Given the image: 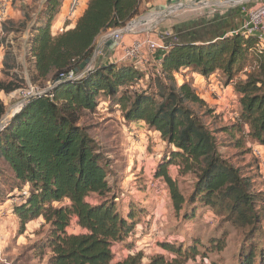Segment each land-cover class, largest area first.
Returning a JSON list of instances; mask_svg holds the SVG:
<instances>
[{
	"label": "trees",
	"instance_id": "obj_1",
	"mask_svg": "<svg viewBox=\"0 0 264 264\" xmlns=\"http://www.w3.org/2000/svg\"><path fill=\"white\" fill-rule=\"evenodd\" d=\"M146 1L88 0L74 27L56 35L50 23L65 0H44L34 17L21 8L19 25L10 19L0 25L5 77L0 80V120L6 111L1 95L20 90L24 83L10 73L16 57L9 35L26 32L32 82L50 86L28 96L0 128V161L15 183L11 192L27 188L21 202L13 206L19 234L28 223L43 220L48 229L35 248L39 258L50 254L48 264H142L141 252L113 262V246L134 237L139 226L132 206L124 214L117 197H108L105 151L95 127L84 121L110 105L127 122L143 123L171 147L156 166L154 178L167 186L176 213L185 204L199 203L234 228L252 233L259 225L262 193L253 189L252 177L221 153L217 135L228 129H215L211 122L218 116L215 109L199 97L192 82L178 85L174 77L186 70L202 78L223 76L226 87L233 83L237 121L248 129L253 143L264 148V50L258 48V38L237 33L208 43H167L157 50L158 65L149 75L132 62H95L81 68L91 60L97 38L123 29L139 16ZM246 68L245 79H236ZM70 72L73 78H60ZM170 166L177 167L179 176L194 178L187 201L168 173ZM90 196H97L98 202L90 203ZM73 222L80 234L67 232ZM224 239L223 234L216 241L218 251L225 248ZM249 242L239 249L237 264H264V252ZM195 245L167 240L162 249L174 258L154 256L146 264H186L196 257Z\"/></svg>",
	"mask_w": 264,
	"mask_h": 264
},
{
	"label": "rangeland",
	"instance_id": "obj_2",
	"mask_svg": "<svg viewBox=\"0 0 264 264\" xmlns=\"http://www.w3.org/2000/svg\"><path fill=\"white\" fill-rule=\"evenodd\" d=\"M43 1L13 0L4 21L10 19L19 25L23 20L19 10L22 8L34 17ZM68 1L64 3L67 4ZM64 12L65 9L62 10V16ZM204 18H206L204 14L177 12L176 9L165 5L164 0H147L142 5L139 16L123 27L127 30L110 46L105 45L109 42L108 37L113 31H107L97 38L90 63L107 60L127 64L132 62L145 75H149L158 65V62L154 60L157 55V45L164 47L165 44L172 43L176 35L180 37L177 42H188L191 39L198 43L204 41L192 37L202 32L201 22ZM145 20L147 23L143 24ZM205 31L208 30L203 32ZM25 35L26 32H21L8 37L16 57L10 73L17 75L24 83L20 90L9 95H1V100L6 107L4 117L16 111L29 92L39 93L50 88L48 83L41 86L39 83L32 82L34 77L30 72L32 60L27 52ZM133 48L138 49L136 57L127 56ZM2 61L3 50H0V80L5 79L2 74ZM247 70L249 69L241 71L236 79H245L244 72ZM174 77L178 85L186 80L192 82L201 99L206 92L207 97L214 101L221 99L218 104L226 101V105H230L225 109L228 114L223 110L219 112V115L217 114L215 120H211L215 129H228L227 133L217 135L221 153L244 175L252 177L253 189L262 193L264 197V186L257 169L258 162L251 151L254 143L248 137V129L240 126L239 121L234 118V114L238 115L239 112L236 104L232 105L233 83L228 85L231 87L226 92L227 97L223 96V92L218 91L216 96L208 91L207 85L209 80L216 78L225 89L226 83L223 76L218 78L216 75H211L203 80L202 77L193 76L189 71L181 70ZM147 83L144 79L143 88L147 86ZM212 105L211 108L218 107L217 104ZM222 112L225 113V119ZM84 121L95 127L97 141L100 148L105 151L109 164L107 180L111 187L108 197L112 195L117 197L115 202L124 214L128 213L132 206L135 210L134 221L137 226L143 227L137 238L130 237L124 243L113 246L114 263L121 262L137 252L142 254V264H146L150 258L159 255L172 259L174 257L164 251L161 246L167 240L176 245L196 244L195 259L189 258L186 264H237L239 249L243 245L245 247L250 244V240L257 249L264 252V206L259 210V225L252 233L249 229H237L230 223L222 222L209 208L199 203H195L194 206L185 204L183 209L176 213L172 208L167 186L161 179L154 178L156 166L162 157L171 151V147L160 139L159 134L143 123L127 122L114 105L100 108L95 114L84 118ZM168 173L170 177L177 180L178 187L187 201L192 192L194 178L191 175L179 176L176 166H170ZM14 184L8 169L0 161V264H48L50 254L39 258L35 248L45 237L48 229L43 220L39 218L28 223L24 232L19 234L18 219L13 214V206L21 202V197L27 192V188L22 191L15 189L11 192ZM98 200L97 196L89 198L92 204L97 203ZM67 232L80 234L82 231L73 222ZM223 234L225 248L218 251L216 241L221 239ZM142 236L148 241L142 242Z\"/></svg>",
	"mask_w": 264,
	"mask_h": 264
},
{
	"label": "crops",
	"instance_id": "obj_3",
	"mask_svg": "<svg viewBox=\"0 0 264 264\" xmlns=\"http://www.w3.org/2000/svg\"><path fill=\"white\" fill-rule=\"evenodd\" d=\"M164 2L165 5L170 6L171 8L176 9L177 12H181L183 14L190 13V14L205 15L206 18H204L203 21L201 22L202 32H199L200 34L199 37H195L196 39H200V40L201 39L207 40L206 39L207 36L208 39L219 38L221 36H226L229 33L238 30L242 26L248 10L256 6H259L261 4H264V0H164ZM62 10L63 7L61 8L59 14L50 23V31L52 35H56L57 33H61L63 31L72 29L75 25L74 23L67 25L64 16H62L61 14ZM204 30H208V31L203 32ZM201 33L203 35H201ZM25 36L27 38V34ZM255 37L259 39L258 48L264 50V35H256ZM179 38L180 37L177 35L174 36L172 43L181 44V43L193 42L191 39L192 37L190 38L191 40L188 39L189 40L188 42H177ZM26 47H28V45H26ZM107 61H112V60H107ZM193 76L197 78L201 77L198 74H193ZM230 87L231 86H228L226 90H224L223 96L227 97L226 92L228 89H230ZM207 96L208 95L205 92L203 96V100L209 105V107L213 106L212 104H217L218 107H212V108H215V112L218 115L219 112L223 110L225 111L226 108L230 107V105L229 106L228 104L226 105L225 103L226 101L223 104H218L219 103L218 101H220L221 99L214 101L211 98H208ZM226 114L228 113L226 112ZM223 119H225V113L223 114ZM140 229L141 227L139 226L138 230ZM139 234H141V232L139 231L135 232L134 237L137 238ZM142 237H143L142 242H145L147 238L144 236Z\"/></svg>",
	"mask_w": 264,
	"mask_h": 264
},
{
	"label": "built area",
	"instance_id": "obj_4",
	"mask_svg": "<svg viewBox=\"0 0 264 264\" xmlns=\"http://www.w3.org/2000/svg\"><path fill=\"white\" fill-rule=\"evenodd\" d=\"M12 1L13 0H0V22L4 21L7 18L8 11L10 9ZM87 1L88 0H69L67 4L63 5V9H65L64 18L67 24H72L73 21L79 17ZM109 31H113V32L109 35L108 37L109 39L107 41L112 40L114 42L121 36V34H123L121 33L122 29L109 30ZM237 33H242L245 35H252V36L264 35V4H261L259 6L249 9L247 11V14H246V17H245V20L242 26L238 30L233 31L229 34L232 35V34H237ZM156 48L157 50H159L163 48V45H157ZM137 52H138V49L133 48L131 51L128 52L127 56L129 55L130 57H136ZM73 77H74V74L70 72L66 76L62 75L60 78L71 79ZM226 88L223 89V87L220 85V82L216 80V78H214L213 80H209V83L207 85L208 91L212 92L216 96H218L216 91H218L219 93L224 92ZM30 95H35V93L29 92L27 94V97ZM233 99H234V102L232 103L235 105L236 97L234 94H233ZM21 106H22V103L19 105L17 110L14 112L15 113L18 112ZM234 116H235L234 118L238 120V115L234 114ZM251 151H252L254 158L258 162L257 169L260 175V180L262 182V185L264 186V148L260 145L253 144L251 146ZM138 231L139 230H137V232Z\"/></svg>",
	"mask_w": 264,
	"mask_h": 264
},
{
	"label": "water",
	"instance_id": "obj_5",
	"mask_svg": "<svg viewBox=\"0 0 264 264\" xmlns=\"http://www.w3.org/2000/svg\"><path fill=\"white\" fill-rule=\"evenodd\" d=\"M129 26H130V25H129ZM125 30H127V29L122 30L121 33L125 32ZM218 37H219V36H218ZM215 39H216V38L207 39V40L202 41L201 43L212 42V41L215 40ZM111 43H113L112 40L109 41V42H107L105 46L108 47V46L111 45ZM87 65H90V61H89V60L85 61V63H83V64L81 65V68H84V67L87 66ZM13 114H15V112L12 113L11 115H13ZM5 121H6V116L3 117V118L0 120V128L2 127V125L4 124Z\"/></svg>",
	"mask_w": 264,
	"mask_h": 264
},
{
	"label": "bare ground",
	"instance_id": "obj_6",
	"mask_svg": "<svg viewBox=\"0 0 264 264\" xmlns=\"http://www.w3.org/2000/svg\"><path fill=\"white\" fill-rule=\"evenodd\" d=\"M153 20H154V19H153ZM146 21H147V20H145V21L143 22V24L147 23ZM9 116H11V114H9V115L7 114V115H6V119H8Z\"/></svg>",
	"mask_w": 264,
	"mask_h": 264
},
{
	"label": "flooded vegetation",
	"instance_id": "obj_7",
	"mask_svg": "<svg viewBox=\"0 0 264 264\" xmlns=\"http://www.w3.org/2000/svg\"><path fill=\"white\" fill-rule=\"evenodd\" d=\"M194 34V33H193ZM203 35V34H202ZM200 36V34L198 35V34H196V36L195 35H192V37H199Z\"/></svg>",
	"mask_w": 264,
	"mask_h": 264
}]
</instances>
